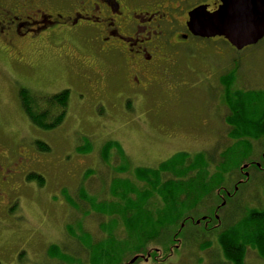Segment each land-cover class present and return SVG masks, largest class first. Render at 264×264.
I'll return each instance as SVG.
<instances>
[{
	"label": "rangeland",
	"instance_id": "obj_1",
	"mask_svg": "<svg viewBox=\"0 0 264 264\" xmlns=\"http://www.w3.org/2000/svg\"><path fill=\"white\" fill-rule=\"evenodd\" d=\"M57 54L67 55L68 60ZM164 54L173 56L172 76L166 82L151 83L141 93L127 88L119 57L87 52L80 43L51 47L42 56L34 52L18 66L0 60V264H68L51 254L56 250L77 264H90L80 240L89 237L97 244L107 239L109 218L95 213L85 199L118 201L111 194L114 182L128 180L138 189L144 186L133 176L136 168H156L177 152H210L217 160L231 144L224 121L229 113L224 81L232 72L233 91L264 94V39L241 51L219 38L190 40ZM82 56L94 64L86 78L83 70L74 67ZM21 89L38 95L68 90L63 123L53 130L35 128L22 109ZM33 139L47 144L49 151H36L34 163L19 166V143L25 144L24 155L32 150L29 141ZM85 141L91 146L87 151L79 148ZM107 142L120 146L125 161L114 148L107 161L102 160ZM251 143L249 163L259 164V171L253 166L245 170V182L244 174L230 173L222 185L230 198L213 192L190 212L191 219L177 239L172 236L178 225H172L160 240L146 245L167 258L162 264H232L216 242L218 231L246 210L264 208V137ZM124 165L127 170L122 172ZM26 170L41 175L44 185L28 182ZM209 170L213 172L214 166ZM63 190L74 199L76 209L63 200ZM80 190L86 198H80ZM151 198L152 207H165L160 199ZM122 228L116 226L113 231L119 240L127 237ZM53 245L55 249L49 250ZM244 264H264V258L249 249Z\"/></svg>",
	"mask_w": 264,
	"mask_h": 264
},
{
	"label": "trees",
	"instance_id": "obj_2",
	"mask_svg": "<svg viewBox=\"0 0 264 264\" xmlns=\"http://www.w3.org/2000/svg\"><path fill=\"white\" fill-rule=\"evenodd\" d=\"M231 73L224 81V101L229 110L224 121L229 127L227 137L231 144L218 154L217 160L210 156V152H177L156 168H136L133 171V176L144 184L140 190L128 180H120L114 182L111 189L112 196L118 201L97 203L94 199H85L95 213L108 215L109 218L107 239L97 244L89 237L80 240L88 250L90 264H128L134 257L137 259L132 264H148L149 260L157 261L155 264L164 263L167 258H160L158 249H146L149 242L160 240L172 225H178V230L172 236V239H177L184 224L191 219L190 212L213 192L226 198L228 195L222 185L230 173L238 171L244 174L245 182V170L252 166L255 171L260 170V165L249 163V158L253 152L251 142H258L264 137V94L252 90L233 91L234 75ZM19 98L26 117L35 128L53 130L65 120L69 105L68 90L38 95L21 89ZM90 147V143L85 141L79 148L87 151ZM119 147L115 142H107L103 146L102 160L106 162L110 150L114 148L125 161ZM37 148L43 152L49 151V146L40 141ZM210 165L214 166L213 172L209 170ZM121 170L126 171L127 166H122ZM178 176L182 177L177 179ZM26 180L34 181L40 187L44 185V178L36 173H29ZM80 192V198H86L84 191ZM61 196L76 209L74 199L65 190ZM153 196L160 199L165 207H152L150 200ZM120 225L126 232L125 240L117 239L113 233L115 227L119 228ZM216 242L224 258L232 264H244L249 249L254 250L261 259L264 258V208L246 210L241 217L218 231ZM174 246L177 251L178 246ZM54 247L51 246L49 250ZM51 254L65 258L68 264H77L74 258L66 257L62 251L56 250Z\"/></svg>",
	"mask_w": 264,
	"mask_h": 264
},
{
	"label": "flooded vegetation",
	"instance_id": "obj_3",
	"mask_svg": "<svg viewBox=\"0 0 264 264\" xmlns=\"http://www.w3.org/2000/svg\"><path fill=\"white\" fill-rule=\"evenodd\" d=\"M220 5L221 0H0V60L18 66L34 52L42 56L51 47L80 43L87 52L119 57L127 88L146 92L172 76L173 56L164 51L199 40L187 27L190 13L201 8L211 14ZM84 56L74 67L86 78L94 64ZM37 142L29 141L32 150L24 155L25 144L19 143V166L35 162Z\"/></svg>",
	"mask_w": 264,
	"mask_h": 264
},
{
	"label": "water",
	"instance_id": "obj_4",
	"mask_svg": "<svg viewBox=\"0 0 264 264\" xmlns=\"http://www.w3.org/2000/svg\"><path fill=\"white\" fill-rule=\"evenodd\" d=\"M187 27L195 38H223L236 51H241L264 38V0H221L218 10L211 14L195 9L189 15Z\"/></svg>",
	"mask_w": 264,
	"mask_h": 264
}]
</instances>
